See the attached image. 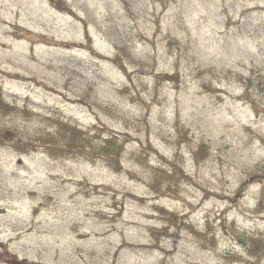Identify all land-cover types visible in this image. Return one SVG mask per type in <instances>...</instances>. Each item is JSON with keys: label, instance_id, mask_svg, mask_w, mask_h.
Returning a JSON list of instances; mask_svg holds the SVG:
<instances>
[{"label": "rangeland", "instance_id": "rangeland-1", "mask_svg": "<svg viewBox=\"0 0 264 264\" xmlns=\"http://www.w3.org/2000/svg\"><path fill=\"white\" fill-rule=\"evenodd\" d=\"M0 97V264H264V0H0Z\"/></svg>", "mask_w": 264, "mask_h": 264}, {"label": "trees", "instance_id": "trees-1", "mask_svg": "<svg viewBox=\"0 0 264 264\" xmlns=\"http://www.w3.org/2000/svg\"><path fill=\"white\" fill-rule=\"evenodd\" d=\"M165 76H168L169 78H171V79H174V77L173 76H169V75H165ZM0 104H1V97H0ZM7 105V104H6ZM108 139H110V140H108V141H106V143L108 144V146L109 145H111V144H115L116 143V140H114L113 138H111V137H108ZM137 158V161L138 162H142V157L140 156H136ZM171 165H174V164H171ZM176 166V165H175ZM177 167V166H176ZM156 171H158V173H160L161 175H166V176H168L169 177V175L170 174H172L170 171H167L165 168H162L161 167V169L159 168V169H155ZM170 180V179H169ZM263 204V202H259V207L261 206ZM167 221H168V223L169 224H171L173 221H171L170 219H167ZM168 224V225H169ZM167 230V229H166ZM262 244V245H261ZM261 244L260 243H255L254 245H253V247H252V254H251V251H250V249H249V252H250V254H251V256H253L255 253H258V252H260V251H262V253H264V248H263V242H261ZM247 246V245H246ZM247 249V248H246Z\"/></svg>", "mask_w": 264, "mask_h": 264}]
</instances>
